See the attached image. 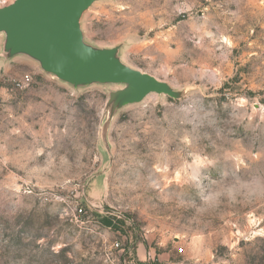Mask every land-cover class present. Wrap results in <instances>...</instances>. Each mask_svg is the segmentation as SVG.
Listing matches in <instances>:
<instances>
[{"label": "rangeland", "instance_id": "rangeland-1", "mask_svg": "<svg viewBox=\"0 0 264 264\" xmlns=\"http://www.w3.org/2000/svg\"><path fill=\"white\" fill-rule=\"evenodd\" d=\"M78 25L166 91L62 80L0 32V264H264V0H94Z\"/></svg>", "mask_w": 264, "mask_h": 264}, {"label": "water", "instance_id": "water-1", "mask_svg": "<svg viewBox=\"0 0 264 264\" xmlns=\"http://www.w3.org/2000/svg\"><path fill=\"white\" fill-rule=\"evenodd\" d=\"M94 0H14L0 8V32L6 48L37 59L41 67L74 83H125L139 100L166 87L153 76L131 69L110 50L92 49L81 41L78 17Z\"/></svg>", "mask_w": 264, "mask_h": 264}, {"label": "built area", "instance_id": "built-area-1", "mask_svg": "<svg viewBox=\"0 0 264 264\" xmlns=\"http://www.w3.org/2000/svg\"><path fill=\"white\" fill-rule=\"evenodd\" d=\"M13 1L14 0H0V8L11 4ZM28 81H29V77L28 75H25L21 80L17 81L15 84L16 86H21L23 83L28 82ZM78 211L82 212V208L80 207Z\"/></svg>", "mask_w": 264, "mask_h": 264}, {"label": "trees", "instance_id": "trees-1", "mask_svg": "<svg viewBox=\"0 0 264 264\" xmlns=\"http://www.w3.org/2000/svg\"><path fill=\"white\" fill-rule=\"evenodd\" d=\"M101 220H102V224L105 225V226H109L110 227V226L113 225V221H112V219L110 217L105 216V217H102Z\"/></svg>", "mask_w": 264, "mask_h": 264}]
</instances>
